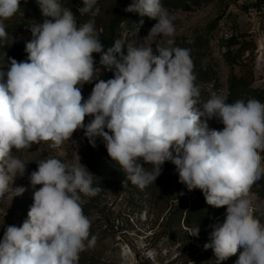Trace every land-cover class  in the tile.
<instances>
[{
  "label": "clouds",
  "instance_id": "1",
  "mask_svg": "<svg viewBox=\"0 0 264 264\" xmlns=\"http://www.w3.org/2000/svg\"><path fill=\"white\" fill-rule=\"evenodd\" d=\"M36 3L46 19L29 25L26 60L10 58L7 71H0V199L26 191L11 187L28 164L13 148L75 144L73 134L83 129L93 148L97 138L103 140L125 174L124 186L145 189L170 161L188 191L199 189L209 206H226L223 223L211 226L210 242L203 246L212 249L216 264L238 251L236 264H264V208L249 198L264 177V103L255 98L228 103L215 92L202 98L191 50L172 46L173 39L155 48L117 39L105 49L95 27L97 0H82L78 12L90 17L83 24L60 0ZM19 10L20 0H0V42L8 40L5 21ZM124 11L157 21L145 38L175 35L176 17L161 0H132ZM93 53L113 78L99 79ZM93 81L84 99L82 87ZM213 119L222 130L209 129ZM80 159L76 154L74 163L55 157L37 162L28 175L33 203L21 226L4 231L0 264H79L80 254L96 245L83 205L101 188ZM199 231L198 225L188 229L194 237Z\"/></svg>",
  "mask_w": 264,
  "mask_h": 264
},
{
  "label": "rangeland",
  "instance_id": "2",
  "mask_svg": "<svg viewBox=\"0 0 264 264\" xmlns=\"http://www.w3.org/2000/svg\"><path fill=\"white\" fill-rule=\"evenodd\" d=\"M118 0H101V7L95 17L97 31L103 32L113 18L112 4ZM127 4L131 0H122ZM184 5L167 6L170 14H174V37H158L155 40L145 38L150 29L157 21L148 24L129 22L121 24L117 39H123L126 43L134 46L164 44L173 39L174 47L191 50V59H196L195 54L200 48L201 40H206L202 53L203 58L198 60L201 69L209 74L204 83L202 98H209L212 92L228 97L227 84L232 75L244 79L246 83L252 82V89L264 90L260 81L264 74V65L256 54L257 46L264 39V5H257L260 0H198L195 5L191 0H183ZM62 7L69 0H60ZM262 12L255 16L258 9ZM76 15L77 23L83 24L90 18L88 15ZM46 18L42 15L36 0H20V10L11 19L5 21L10 26L21 22L31 24L43 23ZM51 19V18H47ZM225 20L227 28L235 34L238 44H248V50L237 58L235 65H228L226 58H220L217 44L213 42L220 33L218 24ZM18 39L15 38L17 43ZM205 42V41H204ZM227 49L236 52L240 45L224 43ZM231 47V48H230ZM126 50V49H125ZM100 55V54H99ZM27 53L24 58L26 60ZM96 67L100 68L99 79L107 81L113 78V73L104 70L99 62ZM0 71L6 72L8 67H2ZM86 83L82 87V95L87 99L92 92L94 84ZM228 102V99H227ZM199 105H197L198 107ZM92 117H86L88 123ZM203 120V118H202ZM209 129L222 130L224 125L217 119L207 122ZM75 144L65 142L60 148H50V142L33 144L29 150L12 152L24 159L27 164V173L24 177H15L11 187H25L26 191L19 196H7L0 199V241L3 239L7 226H18L22 219L27 216L33 203V189L30 186L28 175L38 167L40 160L55 157L66 163H74L76 154L80 156V162L94 174L93 166L89 160L92 146L84 137L83 129L77 130L72 137ZM171 163L170 161H168ZM143 163V161H141ZM144 167L151 165L144 164ZM96 177V175L94 174ZM176 176L179 179L178 171ZM163 179V174L158 177ZM95 180V178H94ZM40 186H37V189ZM160 187V184H159ZM147 186L140 190L137 186L131 189H121L119 186L101 188L95 197H85L87 203L83 205L84 214L92 220L90 233L98 237L94 247L80 254L79 264H216V257L212 249L204 250V244L210 242V233L213 231L199 232L198 237L191 236L183 224L178 226L170 216L175 207H178L184 199L194 196L199 189L188 191L182 183L174 184L165 182V189ZM183 195H180V193ZM178 197V199H175ZM249 198L254 206L264 208L262 201L254 190H250ZM259 214V213H258ZM264 223V217H262ZM215 225V224H214ZM239 255H233L221 264H236Z\"/></svg>",
  "mask_w": 264,
  "mask_h": 264
},
{
  "label": "trees",
  "instance_id": "3",
  "mask_svg": "<svg viewBox=\"0 0 264 264\" xmlns=\"http://www.w3.org/2000/svg\"><path fill=\"white\" fill-rule=\"evenodd\" d=\"M69 1L70 3H68L67 5L64 3V7L71 8V11L76 12L77 8L83 6L82 0ZM191 1L195 5H199L200 3L198 0ZM260 1L261 2L256 4V6H261L262 3L264 5V0ZM100 2L101 0H97V7H101ZM131 2L132 0L129 2V4ZM161 2L164 7L170 5H173L175 7L185 4L183 0H161ZM129 4L126 5V3L122 0H118L117 2L112 4L111 11L113 13V18L106 26H104L103 32H100V40L105 49L112 46L115 40H117V30H119L121 24L138 22L139 24L145 25L150 21H155L147 16H140L138 13H130L124 11V9ZM256 9H258L259 11V8ZM141 21H143V23H141ZM6 32L8 33L7 42H0V69H4L2 67H9L10 58L16 59L18 62L24 60L26 56L25 48L22 45L16 44L15 38L24 32L31 33V31L29 30V24L24 22L7 26ZM238 42V39L233 37L230 41H228V44L237 45ZM205 43L208 42L206 40H201L199 44L200 48L195 54L196 59L193 61L194 74L196 76L195 84L200 86L202 90L204 87V83L208 80L209 77V74L203 71L201 69L200 63H198V60L204 57L202 50ZM238 45H240L239 50L233 52L232 50L228 49L227 53L224 56L228 65L230 66L235 65L237 62V58L241 57L248 50V44L242 43ZM93 57L97 64L100 60V55L98 53H93ZM251 87L252 82L246 83L244 79L232 75L227 84V90L229 94L227 97L228 103H233L238 99H243L246 102L250 98H255L261 103H264V90H254ZM262 156H264V153H262ZM89 160L93 166V172L96 175V177H94V185H97L98 187H101L103 189L112 185L119 186L121 189L126 190L134 188V185H132L130 182H128L127 186H124V181L126 180L125 174L122 172L119 165L109 157L106 146L101 138L96 139V147H92V152ZM161 173L163 174V179L159 180L157 178L155 183L149 185L150 187H152V189H154V191L159 187V184V188L165 189V182H172L174 184L179 183V179L176 176V166L173 163H169L168 161H166L162 166ZM251 189L255 191V193L262 201H264V177H262L256 184H254ZM175 199H178V197H175ZM225 216L226 206L220 208L209 206L206 203L203 193L199 190L194 194L192 198L182 200L178 207H175L173 209L170 218L174 221V223H177L178 226H181L183 224L186 228L189 229L194 228L198 225L200 229L199 232H207L211 231L212 225L222 224ZM26 219L27 216L22 219L18 227L21 226ZM236 255H239V251Z\"/></svg>",
  "mask_w": 264,
  "mask_h": 264
},
{
  "label": "built area",
  "instance_id": "4",
  "mask_svg": "<svg viewBox=\"0 0 264 264\" xmlns=\"http://www.w3.org/2000/svg\"><path fill=\"white\" fill-rule=\"evenodd\" d=\"M262 12L257 11V13H255V16H259ZM219 27V31L220 33L218 35L215 36L213 42L215 44H217V49L219 51L220 54V58L223 59V57L225 56V54L227 53L228 49L225 46V42L230 41L233 37H235V34H233V32H230L227 28V24L225 22V20H221L218 24ZM18 41L17 43L19 45H22L25 48L26 42L30 41L32 39V34L30 32H24L22 34H20L17 37ZM256 54L258 56V58L260 59V63H262L264 65V39L262 41H260L259 45L257 46V50H256ZM264 69V67H263ZM260 85L264 88V74H263V78L260 81ZM256 215H259L258 213H256ZM261 221H263V219L261 218Z\"/></svg>",
  "mask_w": 264,
  "mask_h": 264
}]
</instances>
